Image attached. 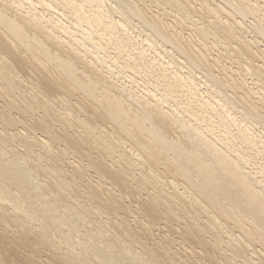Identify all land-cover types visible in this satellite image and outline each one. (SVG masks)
<instances>
[{"label":"bare ground","instance_id":"6f19581e","mask_svg":"<svg viewBox=\"0 0 264 264\" xmlns=\"http://www.w3.org/2000/svg\"><path fill=\"white\" fill-rule=\"evenodd\" d=\"M0 264H264V0H0Z\"/></svg>","mask_w":264,"mask_h":264}]
</instances>
